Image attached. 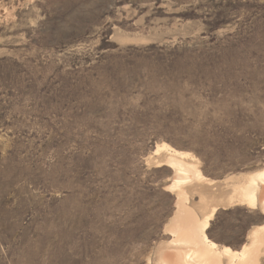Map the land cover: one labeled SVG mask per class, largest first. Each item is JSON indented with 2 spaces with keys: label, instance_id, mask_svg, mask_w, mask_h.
<instances>
[{
  "label": "rangeland",
  "instance_id": "1",
  "mask_svg": "<svg viewBox=\"0 0 264 264\" xmlns=\"http://www.w3.org/2000/svg\"><path fill=\"white\" fill-rule=\"evenodd\" d=\"M164 145L214 181L185 188L209 238L251 243L264 214L231 201L264 168V0H0V264H158Z\"/></svg>",
  "mask_w": 264,
  "mask_h": 264
},
{
  "label": "bare ground",
  "instance_id": "2",
  "mask_svg": "<svg viewBox=\"0 0 264 264\" xmlns=\"http://www.w3.org/2000/svg\"><path fill=\"white\" fill-rule=\"evenodd\" d=\"M169 156L166 163L173 168V185L171 188L179 191L177 204L178 215L171 222L169 229L172 237L166 245L159 247L157 255L158 264H222L223 257L229 258L228 264H261L259 256L264 247V225L260 230L252 233V241L239 251L230 247H222L212 241L207 229L217 210H212L199 219L186 205L188 201L186 186L195 181L213 180L206 178L194 162V157L187 152L167 148ZM160 150V149H158ZM157 150V151H158ZM236 200L232 198L231 204L245 205L251 209H260L264 214V168L250 174L248 181H237L233 184ZM156 261V260H155Z\"/></svg>",
  "mask_w": 264,
  "mask_h": 264
}]
</instances>
